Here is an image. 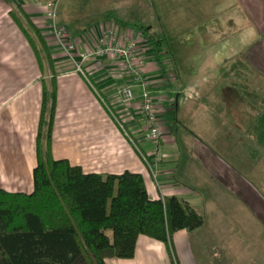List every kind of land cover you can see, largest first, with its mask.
<instances>
[{"label":"crops","instance_id":"1","mask_svg":"<svg viewBox=\"0 0 264 264\" xmlns=\"http://www.w3.org/2000/svg\"><path fill=\"white\" fill-rule=\"evenodd\" d=\"M163 1L165 7L176 1L180 9H191L192 20L181 15L180 44L192 55L186 65L193 62L195 71L210 73L208 83L173 75V54L170 63L160 59L165 38H160L159 52L147 41L159 39L150 23L142 34L119 18L81 23L73 15L58 16L81 52L94 48L95 28L141 34L142 69L162 128L155 142L147 138L141 118V87L133 86L132 102L121 101L119 91L129 77L118 59L92 55L79 61L82 72L77 71L46 32L42 0H0V188L33 190L35 141L46 91L54 95V158H66L86 173H140L151 198L177 196L203 216L204 224L208 217L216 235L222 226L227 235L215 237L218 258L213 264H264V0ZM34 31L44 38L48 63L42 60L41 40L33 42ZM186 65L179 72L184 74ZM176 77L180 84L173 81ZM171 112L177 116L168 124ZM236 211L258 220V240L233 238L231 216ZM188 233L178 230L171 240L178 264H193ZM168 254L163 242L139 235L132 257L109 256L105 262L173 264Z\"/></svg>","mask_w":264,"mask_h":264},{"label":"trees","instance_id":"2","mask_svg":"<svg viewBox=\"0 0 264 264\" xmlns=\"http://www.w3.org/2000/svg\"><path fill=\"white\" fill-rule=\"evenodd\" d=\"M147 41L161 51L162 39ZM49 96L43 92L33 190L0 188V264H106L109 256L132 257L139 235L163 242L178 264L172 235L200 228L203 216L177 196L151 198L140 173H86L66 158H54V95Z\"/></svg>","mask_w":264,"mask_h":264},{"label":"rangeland","instance_id":"3","mask_svg":"<svg viewBox=\"0 0 264 264\" xmlns=\"http://www.w3.org/2000/svg\"><path fill=\"white\" fill-rule=\"evenodd\" d=\"M166 4L167 2H164L163 0H60L57 9V20L60 12H62L63 15L66 16H75L81 23L92 22L101 18H119L125 22H128V25L131 27L133 26V24H136L137 21L145 27H147L150 23L153 30L156 32L157 38L160 39L162 38V36L165 38L163 42L164 44H166V47L164 48V53L160 55V59L170 63V59L172 58L171 53L175 58V63L177 64V66L175 67V69L171 67L173 69V75L178 76L179 74L181 80L184 81L185 79L186 81H188L191 79V82L196 84L203 80L208 83L210 80V73H201L195 71L193 62L189 66L186 65L188 63L186 62L187 58L190 60L192 55H190V53L188 54V49H185V47L180 44V36L183 34L182 32L184 29V27H181L180 25H185L183 23V17H181V15H184L188 19L191 18V9H180L178 7V2L176 1L168 3V6L171 4L170 7H165ZM33 34L31 33L32 36ZM187 34H189V32ZM32 39L36 44L40 41L38 40L37 35H35V38L33 37ZM168 45L170 48L167 47ZM88 51H90V49H88ZM43 53L44 55L42 57V60L43 62L48 63V61H46L48 58L45 57V55L47 56V52L44 51V47ZM76 58L80 60L78 56H76ZM192 59L194 60V57ZM73 65L75 66L74 63ZM185 65L187 70L190 71L186 70V72L182 74L181 72H179L178 67L181 70V68H183ZM173 81H175V83L177 84H180V80L177 77ZM111 114L115 118L112 112ZM176 116L175 112H171L170 117L167 114L165 122H168L171 119L175 120ZM186 122L188 123V126H186L191 127V125H189V123L191 122ZM197 137L202 143H206L207 146L210 145L206 137ZM220 154L223 158H225L224 153ZM198 211L201 212V209L199 207ZM231 217L234 219V239H242L244 241H255L259 239L258 235L260 227L258 224V220L249 219L246 214H242L238 211L233 213V216ZM228 219L229 218L227 217V220ZM247 225H249V228H246ZM212 227L213 224H210V220L207 217L205 224H203L195 232L188 233V247L190 249V254L192 255L191 262L193 264H213L212 259L218 258L216 248H214L215 237H220L221 235L225 237V235L227 234L220 231L222 226H219V232L217 233L218 235H216ZM236 250L237 249L235 248V251ZM250 251L257 253L256 249H250ZM168 257L170 259L169 254Z\"/></svg>","mask_w":264,"mask_h":264},{"label":"built area","instance_id":"4","mask_svg":"<svg viewBox=\"0 0 264 264\" xmlns=\"http://www.w3.org/2000/svg\"><path fill=\"white\" fill-rule=\"evenodd\" d=\"M59 2L60 0H42L47 34L52 37L65 56L75 64L77 71L82 72L79 61L92 55L118 59L129 77V83L119 91L121 101L125 104L132 102L135 98L133 86L138 85L141 87V118L147 126V138L156 142L162 135V128L154 107L150 85L142 69L145 50L139 45L141 34H125L114 27L95 28L93 30V35H95L94 48L90 51L86 49L81 52L78 47V40L71 35L66 27L58 23L57 9Z\"/></svg>","mask_w":264,"mask_h":264}]
</instances>
